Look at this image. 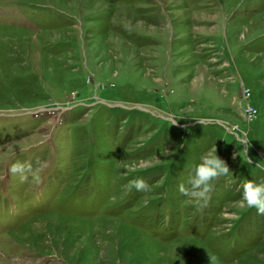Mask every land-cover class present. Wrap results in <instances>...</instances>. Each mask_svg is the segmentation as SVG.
I'll use <instances>...</instances> for the list:
<instances>
[{"label":"rangeland","instance_id":"374dc122","mask_svg":"<svg viewBox=\"0 0 264 264\" xmlns=\"http://www.w3.org/2000/svg\"><path fill=\"white\" fill-rule=\"evenodd\" d=\"M213 144L198 206L178 186ZM250 179L264 0H0V264H264Z\"/></svg>","mask_w":264,"mask_h":264},{"label":"clouds","instance_id":"9594fccd","mask_svg":"<svg viewBox=\"0 0 264 264\" xmlns=\"http://www.w3.org/2000/svg\"><path fill=\"white\" fill-rule=\"evenodd\" d=\"M241 143L244 144L245 141H241ZM247 151V147H243L242 150L239 149V152L234 154V158L235 155H239L242 159L246 157V163L252 164V160L246 155ZM28 170H30V165L19 162L13 164L10 169L14 173L19 172L22 181L27 179L25 172ZM229 172V167L217 155V149L215 144H213L211 148L200 156L199 162L194 165L186 182L178 186V191L182 195L191 198L196 205L203 206L209 198L214 178L220 175H227ZM124 187L126 191L135 189L136 191L143 192L149 190L148 183L139 177L130 180ZM241 198L242 203L249 208H255L257 214H264V179L259 181L246 180L242 185ZM212 259L215 258L213 257Z\"/></svg>","mask_w":264,"mask_h":264},{"label":"built area","instance_id":"2783aa9c","mask_svg":"<svg viewBox=\"0 0 264 264\" xmlns=\"http://www.w3.org/2000/svg\"><path fill=\"white\" fill-rule=\"evenodd\" d=\"M244 99H246V97H244ZM241 108L243 110L244 116L247 120H254L256 115H257V111L255 108H253L250 104H243L241 105Z\"/></svg>","mask_w":264,"mask_h":264}]
</instances>
